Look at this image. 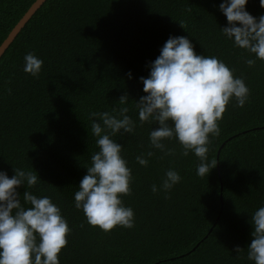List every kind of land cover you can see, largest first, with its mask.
Segmentation results:
<instances>
[{
	"label": "trees",
	"instance_id": "trees-1",
	"mask_svg": "<svg viewBox=\"0 0 264 264\" xmlns=\"http://www.w3.org/2000/svg\"><path fill=\"white\" fill-rule=\"evenodd\" d=\"M35 1L0 0V45ZM221 2L45 0L0 57V170L10 178L13 168H33L41 180L27 190L60 208L71 231L59 264H254L246 247L250 215L264 204V61L248 66L254 54L223 36ZM245 9L264 14L259 0H247ZM170 35L222 60L249 89L242 107L230 98L219 134H209L206 157L217 163L203 177L196 175L199 159L182 155L175 138L164 140L171 154L151 148L148 133L158 125L140 123L133 106L145 95L139 77L148 76ZM27 52L43 61L36 77L23 71ZM125 93L136 128L112 139L131 170V192L121 200L134 223L105 232L86 222L73 193L98 150L89 113L110 112ZM148 151V164L139 165L135 157ZM168 168L181 179L165 193L159 186ZM24 191L17 188L28 207Z\"/></svg>",
	"mask_w": 264,
	"mask_h": 264
},
{
	"label": "clouds",
	"instance_id": "clouds-1",
	"mask_svg": "<svg viewBox=\"0 0 264 264\" xmlns=\"http://www.w3.org/2000/svg\"><path fill=\"white\" fill-rule=\"evenodd\" d=\"M247 0H222L219 10L226 17L227 26L220 28L233 47L243 49L254 58L244 62L252 66L256 59L264 61V14L258 18L245 9ZM264 8V0H259ZM180 23V22H179ZM183 27V24L180 23ZM239 25V26H237ZM23 71L36 77L43 61L32 52L24 57ZM131 78V72L128 74ZM145 95L134 100V108L140 123L152 122L158 127L148 133L151 148L171 154L164 140L175 138L181 154L191 151L198 159L197 176H207L217 162L207 160L209 134H219L218 121L230 98L242 107L248 99L249 89L239 76L233 75L216 56L194 52L185 36H169L150 62L147 77H139ZM127 94L120 95L118 106L111 111L89 113L90 131L97 151L90 155V165L73 193V203L82 210L86 222L109 231L115 226L133 227L134 213L121 200L129 195L131 170L121 155L122 145L112 137L132 134L136 122L128 115ZM152 151L137 155L136 161L146 166ZM33 169V168H32ZM32 169L13 168L9 178L0 170V264H59L58 253L67 244L71 229L61 215L60 208L49 196H37L27 189L41 179ZM179 173L168 168L161 178L160 190L167 193L180 181ZM24 186L21 195L17 188ZM151 191L157 192L152 184ZM251 242L247 245V259L254 264H264V204L250 215ZM237 255L242 251L235 247Z\"/></svg>",
	"mask_w": 264,
	"mask_h": 264
},
{
	"label": "water",
	"instance_id": "water-1",
	"mask_svg": "<svg viewBox=\"0 0 264 264\" xmlns=\"http://www.w3.org/2000/svg\"><path fill=\"white\" fill-rule=\"evenodd\" d=\"M45 0H36L26 11L23 17L19 20L16 26L12 29L6 39L0 45V57L3 55L7 47L14 40L16 35L20 32L26 22L31 18V16L37 11V9L44 3Z\"/></svg>",
	"mask_w": 264,
	"mask_h": 264
}]
</instances>
